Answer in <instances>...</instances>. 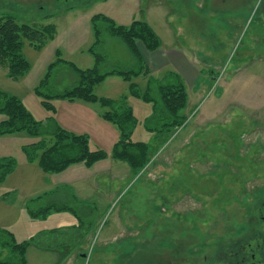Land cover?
Returning <instances> with one entry per match:
<instances>
[{"label": "rangeland", "instance_id": "374dc122", "mask_svg": "<svg viewBox=\"0 0 264 264\" xmlns=\"http://www.w3.org/2000/svg\"><path fill=\"white\" fill-rule=\"evenodd\" d=\"M94 15L116 26L148 23L162 42L154 53L162 52L154 79L183 70L184 62L195 68L199 78L185 82L189 100L182 113L187 120L165 134L153 129L152 106L140 105L131 140L150 147L147 165L135 173L115 160L128 173L96 176L101 185L89 202L63 201L77 217L51 212L34 221L23 206L44 193L49 175L38 167L40 151L31 163L26 151L50 138L0 136V157L15 163L0 183V230L17 242L37 239L26 251V264H230L225 256L235 246L254 250L258 235L264 234V0H0V18L10 16L35 29L55 28L54 39L39 51L23 40L30 68L14 81L0 67V91L20 99L36 122L54 121L86 136L90 151L109 154L118 139L112 125L115 139L111 129L110 135L100 130L98 137L92 129L102 124L98 119L92 118L90 128L87 120L78 125L60 105L53 104L54 113L46 111L33 93L56 60L55 51L80 70L94 66L88 53L95 41ZM96 52L105 58L102 71L135 65L127 47L105 33ZM116 80L112 86L107 79L94 94L126 95L128 84ZM50 81L62 91L75 85L77 76L59 67ZM133 82L145 92L147 78ZM6 256L0 248V259Z\"/></svg>", "mask_w": 264, "mask_h": 264}, {"label": "trees", "instance_id": "16d2710c", "mask_svg": "<svg viewBox=\"0 0 264 264\" xmlns=\"http://www.w3.org/2000/svg\"><path fill=\"white\" fill-rule=\"evenodd\" d=\"M90 23L95 41L88 49V53L94 59V66L91 69L80 70L72 63L61 60L59 52L55 51L56 60L47 67L46 74L34 88L33 93L41 100V106L48 112H55L53 101H79L98 104L103 108L101 119L110 123L118 132V139L109 154L101 150L90 151L86 136L67 132L54 121L46 122V125L36 122L20 99L0 91V136L25 133L34 138L49 137L47 141L31 144L30 151H26L28 163L33 162L37 156L36 152L40 151V155L36 158L37 164L39 169L47 175L60 174L76 164L91 168L107 158L125 162L135 173L142 170L148 163L150 147L143 142L131 140L137 121L132 109L127 105L128 97L136 98L152 106L151 109L156 119V123L153 124L154 130H164L165 134H168L180 128L187 120L182 113L187 106V93L181 77L170 72L162 80L154 79L150 76L138 50L137 44H141L147 52H154L161 47L160 38L148 23L137 20L128 27L116 26L112 20L103 15H94ZM103 33L117 38L127 47L133 57L134 67L101 70L105 58L96 52V48L101 43ZM54 36L55 28L52 26L35 29L18 24L10 16L0 18V67L6 69V77L17 81L30 68L23 57V40L39 51L48 41L53 40ZM59 67L70 69L77 76L76 84L62 91L53 89L50 81L53 71ZM110 77H117L128 84L125 96L110 100L99 98L94 94L95 88ZM139 77L147 78L144 93H141L133 82ZM51 123L53 129H48ZM14 168L15 163L12 159L0 157V183L5 181ZM59 190L54 193H42L40 196L26 200L23 209L27 217L32 221L39 218L44 219L51 212H70L77 217L74 208L53 199ZM34 238L30 237L26 241L17 242L11 233L0 230V248L7 251V256L0 259V264H26L27 249L37 242Z\"/></svg>", "mask_w": 264, "mask_h": 264}, {"label": "crops", "instance_id": "0c3cea01", "mask_svg": "<svg viewBox=\"0 0 264 264\" xmlns=\"http://www.w3.org/2000/svg\"><path fill=\"white\" fill-rule=\"evenodd\" d=\"M137 47H138V50H139L141 57L144 61L145 66L149 70L150 76L153 77L154 76L153 70L159 67V64H157V60L162 58L161 57L162 52L158 53L156 56L154 53H156L161 47L154 52H147L141 44H137ZM153 54H154V56H152ZM186 64H187V62H184V65L182 67L183 70H181V71H178V72L177 71H167L166 72V73L172 72V73L179 75L181 77V79L183 80L184 86H185L186 79L196 81L199 78V75H198L197 71L195 70V68L191 67L188 64L186 65ZM162 66H163V68H165L164 67L165 64ZM210 73H211V71H210ZM141 78H144V77H141ZM107 79L109 80V83L112 86L118 85V82L116 80L117 77H110ZM185 89H186V87H185ZM193 95H195V94H193ZM123 96H125V94H122L119 97H123ZM198 96L199 97H197V100H198V98L199 99L201 98L200 97L201 95H198ZM119 97L114 98V97L109 96V97H99V98H107L110 100H117V99H119ZM188 100H189V98H188V94H187V104H188ZM137 103H139V104H137ZM53 104L60 105V107H63L65 110H67L66 114L69 115L70 117H72L73 119H75L74 122L78 125H83L84 123H86V120H87L88 123L86 125L88 128H90L89 124L92 123V118L95 117V119H98L102 124L98 123V125H100V126H98L96 123L94 126H92L93 127L92 129H94L93 130L94 133H96V135L98 137H102L103 134L100 132V130L103 131L104 134H108V135H110L111 131H113L112 139L116 138V134H115L114 130H112L113 128H111V126H109L111 124L107 123V122L104 123L101 120V114L103 113L104 109L102 108L103 111L100 112L98 109L94 108V106L98 105V104H87V103H83V102H79V101H77V102L53 101L52 105ZM127 105L130 106V108L132 109L133 115L136 119H137L136 114L142 110L140 105L148 106V104L143 103L140 100L133 98V97L127 98ZM94 113H96V114H94ZM86 114L88 115L87 118H89L91 121L84 117V115H86ZM75 115H77V116H75ZM137 121H138V119H137ZM138 123H139V121H138ZM138 127H139V125L137 126V128ZM63 128H64V130L73 133V130L65 128V127H63ZM109 129H111V131ZM117 138H118V136H117ZM111 142H114V141L111 140ZM115 143L116 142H114L113 144H115ZM127 169L128 168L125 164H121L119 162H116L115 160H112L111 158H107L103 161H100V162L96 163L91 168H87L83 164H76V165L70 166L68 169H66L64 172H62L60 174L47 176L46 179H48L49 181L47 182L44 193H47V192L48 193L49 192L54 193L56 190L60 189L53 196V199L55 201L71 202V201H74V198H77L78 200L82 199V200H87V202H89L91 199L90 197L92 196L93 192L94 193L97 192L98 188H100V185H101V182L99 180L94 179L96 176H98L99 174L105 173V174H108L109 176L112 175V176L116 177V175L113 174V172H116L119 170L122 173H125L126 171L128 173ZM52 177H56V178H52ZM71 228H73V226Z\"/></svg>", "mask_w": 264, "mask_h": 264}, {"label": "flooded vegetation", "instance_id": "af4514ba", "mask_svg": "<svg viewBox=\"0 0 264 264\" xmlns=\"http://www.w3.org/2000/svg\"><path fill=\"white\" fill-rule=\"evenodd\" d=\"M255 244V249L250 251L247 246H235L234 249L228 252L229 255L226 253L225 260L230 264H264V234L258 235ZM256 255L261 258L258 262L255 261Z\"/></svg>", "mask_w": 264, "mask_h": 264}]
</instances>
